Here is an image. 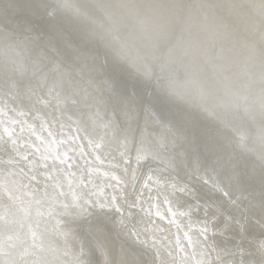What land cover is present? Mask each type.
<instances>
[{
  "label": "water",
  "instance_id": "1",
  "mask_svg": "<svg viewBox=\"0 0 264 264\" xmlns=\"http://www.w3.org/2000/svg\"><path fill=\"white\" fill-rule=\"evenodd\" d=\"M263 20L264 6L246 10L242 0H0V23H15L39 47L26 45L13 54L8 45L0 50V64H6L0 74V264L27 261L25 250L32 249L33 264H100L89 235L99 229L107 230L139 264L146 260L143 246L148 242L170 264L177 261L176 251L185 252L184 264L238 260L237 249L221 243L229 237L212 227L209 196L196 193L210 191L220 214L227 209L240 219L235 209L240 205L206 168L219 165L231 178L240 177L238 166L257 154L238 151L231 142L248 140L251 129L260 133L255 143L264 155V33L254 45L260 50L247 48L250 36L241 33L243 24L261 30ZM10 55L20 63L8 65ZM66 69L97 87V102L84 92L89 86ZM14 74L34 78L40 89L32 96L40 93L42 102L31 106L30 93L16 94L8 84ZM8 93L17 97L16 105ZM28 106L44 119L26 113ZM63 109L69 117L59 115ZM89 118L99 122L96 131L105 139L83 138L75 120ZM166 132L193 140L190 152L182 150L188 164L181 160L180 169L171 161L179 159L173 153L163 165L156 156L174 145L161 137ZM196 142L202 146L199 155L192 148ZM189 165L202 167L191 178L198 187L178 177L191 176ZM247 179L251 188L256 186L254 196L264 200L262 179L248 176L247 184ZM94 212L100 218L88 219ZM42 220L53 230L65 226L37 238L34 228ZM250 230L256 239V226ZM131 234L140 238L139 246L124 239ZM70 239L79 253H73ZM247 246L246 264H260ZM5 249L14 252L11 262L2 257Z\"/></svg>",
  "mask_w": 264,
  "mask_h": 264
},
{
  "label": "bare ground",
  "instance_id": "2",
  "mask_svg": "<svg viewBox=\"0 0 264 264\" xmlns=\"http://www.w3.org/2000/svg\"><path fill=\"white\" fill-rule=\"evenodd\" d=\"M243 1V6L245 7L246 10H250V9H256L258 8V6L263 7L264 6V0H242ZM256 3L257 6H254ZM208 6H210L208 4ZM4 23V22H3ZM262 24H264V20L262 21ZM234 26V25H233ZM237 28V27H236ZM20 29V28H19ZM16 27V24L14 23L12 24H8L4 25L0 23V50H2L4 48L5 45L10 46L11 48V52L13 54V51H15V53L18 51L20 52L21 50H23V47L26 45H29L31 49H39V47H37L34 42H33V38L29 37L31 39L28 40V37H26L23 34H20V30ZM263 30V31H262ZM238 32H240L239 30V26H238ZM250 36L249 38V44L247 42V48L253 46L255 48H257L258 50H260L259 47H256L254 45H257L256 40L259 38H263V33H264V26L261 28V30H258L257 28H249L247 27V24H243V28L241 33H245ZM251 32V33H250ZM6 36H10L14 38V41L11 40L10 38L6 37ZM261 47L264 48V44H261ZM243 50H245V48L243 47ZM17 52V53H18ZM3 53V52H2ZM48 58L50 60V62L54 65L57 64V61L52 57L48 55ZM12 60L18 62L20 60L13 58L12 55H10V58L8 60H6V63L8 65L11 64ZM18 60V61H17ZM66 59H64L65 61ZM1 62V59H0ZM20 63V62H18ZM73 64H71L72 66ZM3 66H6L5 63L0 64V74L1 73H5ZM23 67H25L24 65H22ZM30 69H31V65ZM26 68V67H25ZM29 71V70H28ZM66 71L68 72L69 76L72 77V79H79L82 84H86L83 82V80L78 76V74L74 71L68 70L66 69ZM81 77L85 80H88V77L85 73H83L81 75ZM10 87L13 89V91L16 94H19L20 97L27 92L28 95L30 93V95L28 96V100L30 101V103L32 104L31 106H33L34 103H38V102H42V95L40 93H38L37 95L32 96L34 93L36 94V91L38 89H40L38 87V82L34 79V78H30V79H24L23 78V74H14L11 75L9 83ZM87 86H89L88 89H86L84 92L88 94L89 97H91L92 99L94 98V101L97 102L98 100L96 99V92H97V87H92L88 84H86ZM9 96H11L14 99V103L15 105L17 104V97L15 95H13L12 93H8ZM32 96V97H31ZM31 97V98H30ZM66 99V98H65ZM69 101V100H68ZM78 103H80V101L76 100ZM92 102V101H91ZM83 104H87V103H83ZM88 111V110H87ZM26 113H29V115H31L32 117H34L35 119H44L40 114H38L37 112H35L32 107H27V109L25 110ZM61 112H58L59 115H63L64 117H69V113L63 109ZM47 115V114H46ZM48 116V115H47ZM78 118L83 121L84 120V116L83 115H78ZM79 119H76V126L79 128V130L83 133L84 135V139H86L87 141H92V137H103V135L99 132L96 131L97 130V124L99 122L94 123V121H91L86 119L83 123L79 122ZM46 120V119H45ZM48 121V120H46ZM250 134L251 138H248V140H246V138H238L237 141H232L231 145L232 148L238 149V151H249V153H255L257 154V159L253 157L250 158L253 161L252 162H248L247 164H242L241 163V158L237 157L238 159H236V162L239 164H242L243 166H238V174L240 177H238L237 179L235 177L231 178V172L229 170H226L224 167L222 166H213L211 168V170L209 168H206L209 171V175L210 177L213 178L214 182L218 183L221 185L222 189L227 192V196L229 199L233 200V203H238L240 205L239 210L236 209V212H239V215L241 216L240 219L245 220V222L251 221V223H249V227H255L256 226V231H253L254 234L256 232V238L259 237L260 231H261V226L259 224V221L257 220V216H259V209L261 207L262 202H264L262 196H254V193L252 192V189H255L256 186H254L253 188L252 185H250V180H248V184L247 181L245 180V177L250 176L251 178H257V179H262L261 182L264 184V155L261 154L258 149H257V145L255 143V138L258 137V135L260 134L257 130L254 131V129H251V131L249 130L246 134V136H248ZM96 135V136H95ZM161 137H164V139L169 142V143H173L174 145L168 144V146L162 148L161 150V155H156L157 157L159 156L158 160L159 163L161 165H163L166 162V159H169V157L171 156V153H173L176 157H178L179 159H176L175 157H171V161H176L178 164V167L180 169V167H182V161L185 164H188L185 160L187 159V156L184 154V152L182 151L183 149H186V151H191L190 147L192 145V141L190 137L188 136H180L178 135L176 132H174V135H169V133H161ZM125 138L131 143V133L127 132L125 135ZM103 139H105L103 137ZM168 139V140H167ZM101 143L106 144V140H99ZM185 142V144H184ZM247 143V145H246ZM246 145V146H245ZM137 147H138V143H137ZM175 147V148H173ZM192 148L195 150V154L199 155L200 153V149L202 148V146L200 144L197 145V142L192 146ZM237 151V150H236ZM177 154V155H176ZM200 157V156H199ZM139 159V158H138ZM182 160V161H181ZM130 163L128 162V159H122V163ZM245 163V162H244ZM238 164V165H239ZM159 165L158 167L161 169L163 166ZM157 166V165H156ZM241 174H240V169H243ZM165 170V169H164ZM199 170L202 171V167L199 165V167L197 168H193L191 165H189V170L188 172H190L191 176H179L180 178H184V180H187L188 183H192L191 185L198 187L197 182H194L191 180V178L196 179L195 176H197L199 174ZM232 170V169H231ZM105 171H109V169L105 168ZM166 171V170H165ZM116 173V170H115ZM174 173H178L175 172ZM114 174V171L113 173ZM171 175V174H170ZM242 175V176H241ZM176 176V175H175ZM110 181V180H109ZM109 181H107L109 183ZM181 181V180H179ZM187 183V184H188ZM264 186V185H263ZM39 190H43V187H39ZM107 190V191H106ZM201 191L204 192H198L196 193L197 196L200 197L201 194H205L208 195L210 198V200L208 201V205L210 208H212V210L214 209L216 212H218V215L220 214V209L218 208L219 203L217 202V198L216 195L211 193L210 191H205L202 190L201 188L199 189ZM103 191L109 192L108 188L103 189ZM201 193V194H200ZM110 195H112L109 192ZM213 194V195H212ZM147 195V194H146ZM131 196H128V198L126 200H131L130 198ZM212 199V200H211ZM117 203V206L119 205V201L114 200ZM120 202H125L124 201H120ZM127 202V201H126ZM65 205H67L66 203V199L64 200ZM200 204V203H199ZM195 205V207H201L202 209H204L203 206L201 205ZM88 206V205H86ZM206 207V206H205ZM231 207V206H230ZM89 208V206H88ZM88 208H85V210H87ZM119 208H117L118 210ZM234 209V210H235ZM222 210V209H221ZM84 212H71L70 214L73 215H78V217H83L81 216ZM105 213V212H104ZM230 213L228 212V210H225V214ZM92 215V217L88 218V219H97L100 218L99 216L101 215V213L99 212H94ZM78 217L69 220L70 222L73 223V221L75 219H79ZM216 219V217H215ZM139 220V219H138ZM75 223H77L75 221ZM194 223V222H192ZM63 225H61L60 227H58L56 230H53V227L50 225V222H48V220H42L39 224L35 225L34 231L35 233L38 235L37 238L40 236L39 234H52L54 231L55 233H57L58 231L61 232L64 229L65 223H61ZM32 227V225L30 226ZM122 231H124L126 234L130 235V233H128V231H126L124 228L120 227ZM66 229V228H65ZM95 229V228H93ZM89 230V229H88ZM87 233H89V231H86ZM214 233L216 234V230H214ZM35 235V234H34ZM89 235L91 237H93L94 239V243H95V250L97 252V255L99 257L100 260V264H105V256L107 255L108 259L110 260H120V259H125L127 261L130 262V264H139L138 262L135 261L133 254L131 252H129L127 249H124L121 246V243L118 242L107 230H97L95 234H93L92 232L89 233ZM43 236V235H42ZM41 236V237H42ZM46 236V235H44ZM132 236V237H131ZM129 238H125L128 242H131L133 245L137 244L139 246V239L140 238H136L134 237L132 234ZM138 239V240H137ZM130 240V241H129ZM136 241V242H134ZM70 245L72 247V251L74 254L79 253L78 247L75 245V243L73 242L72 239L69 240ZM189 242V241H188ZM137 245H134L135 247H137ZM146 247L143 246V248L149 253L145 251L146 254V260L144 262V264H170L167 263V260L165 262H163L164 258V254L161 253V250L159 251V247H155V245L151 244V243H146ZM190 247V246H189ZM248 247V251L249 254H255L258 262L260 264H264V255H262L259 251H257L255 248H250ZM99 248V249H98ZM140 249V248H138ZM28 256V260H22V262L20 264H33V257L36 256L35 252L33 249L32 250H25ZM141 251V250H140ZM150 251V252H149ZM176 251V249H175ZM101 252V255H100ZM142 252V251H141ZM99 253V254H98ZM143 253V252H142ZM151 253V254H150ZM177 253V254H176ZM175 255L173 257H178L176 262H173L172 264H184V260H185V252L181 253L180 251H176ZM9 255H14L13 251H10V249H5L2 252V257L5 258V260L7 262H11V258L9 257ZM100 255V256H99ZM154 255V256H153ZM155 255H157V260H155ZM247 255V253H246ZM245 259V258H244ZM81 261H85V256L82 257ZM246 261V259H245ZM20 262V261H19ZM250 263V262H249Z\"/></svg>",
  "mask_w": 264,
  "mask_h": 264
},
{
  "label": "snow or ice",
  "instance_id": "3",
  "mask_svg": "<svg viewBox=\"0 0 264 264\" xmlns=\"http://www.w3.org/2000/svg\"><path fill=\"white\" fill-rule=\"evenodd\" d=\"M204 183H207V181L205 180ZM217 190L222 191V189L219 188H217ZM225 195H227V193H225ZM259 213L257 220L261 226V231L259 237L253 239V233L249 228V223H251V221L245 222V220L238 219L231 213H221L220 215H217V213L211 208L208 209V214L216 217V219L212 221L213 229H221L223 234L229 237L228 241H222L221 243H230L240 253V258L238 260L228 261L227 264H246V261L243 258L245 244L250 248H255L264 255V202L261 204ZM203 232L205 234L207 233V225L204 226ZM92 264H95V261H93ZM105 264H130V262L125 259L113 261L108 259L106 255Z\"/></svg>",
  "mask_w": 264,
  "mask_h": 264
}]
</instances>
